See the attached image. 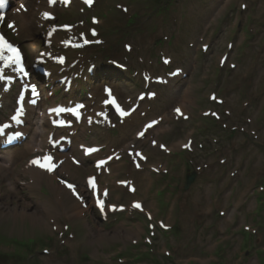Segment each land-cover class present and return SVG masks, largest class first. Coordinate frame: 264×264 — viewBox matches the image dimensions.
<instances>
[{
  "label": "rangeland",
  "instance_id": "obj_1",
  "mask_svg": "<svg viewBox=\"0 0 264 264\" xmlns=\"http://www.w3.org/2000/svg\"><path fill=\"white\" fill-rule=\"evenodd\" d=\"M155 5L166 9L152 12ZM242 5L245 10L241 9ZM95 9H98L97 15L104 17L100 29L111 40L113 49L109 56H94L102 69L93 71L96 74L91 79L94 87L111 81L117 90L128 96L134 95L146 85L140 78V72H148L150 76L162 74L159 56L174 54L177 60L184 59L181 66L189 77L175 79L176 83L173 81L166 89L154 87L160 95L157 101L152 102L155 109L151 117L168 116L174 106L182 105L186 86L191 87V99H187L185 104L197 116V120H200L198 110L205 107L218 109L214 104L208 105L207 101L204 106V98L213 91L228 100L227 106H222L220 112L224 109L233 112L230 117L222 113L219 121L211 119L207 127L206 123L199 125L192 120L164 119L160 130L167 131L155 132L158 134L156 138L168 142L173 151L166 155L158 148L149 149L150 163L170 166L169 183L172 189L165 186V177L148 169L141 174L134 173V177L141 180L143 195L151 212L168 225H174V220H171L174 217L179 223L176 225L178 237L173 231L157 232L152 239L156 255L162 258L164 249L170 250L168 264H173V260L177 264L180 260H183L181 264L192 261L196 264H264V204L258 205L259 200L264 201V192L253 195V188L254 191L258 190L255 180L264 182V0H99V4L87 14H93ZM112 22L117 23H114L116 30H112ZM87 24L90 25L89 22ZM32 29L30 35H35L37 30ZM27 39L29 42V36ZM34 39L35 48L27 47L31 53L38 49L39 40ZM230 42L233 48L227 49ZM29 43L32 46L31 41ZM123 43L132 49L127 58L131 61L130 66L126 64L128 73H121L104 63V57L112 60L124 58ZM205 43L209 44L207 52L201 49V44ZM92 53L93 50L87 56L84 53L79 64L84 65L92 60L89 57ZM224 53L229 55L228 61L224 68H219V58ZM74 55L75 58L78 56L73 53L71 59H74ZM230 62L237 63L234 72L229 70ZM131 70L134 73L138 71L136 77H130ZM11 99L9 95L5 101L6 107L11 106ZM249 117L254 119V123L247 130L256 131L259 138L254 140L250 134L235 133L236 148L231 150V155L239 160V165L230 163L227 168H221L218 160L226 154L215 151L219 148L217 144L225 141L232 125L244 126L245 119ZM223 124L227 126L226 129ZM133 132L134 129L128 128L126 139H130ZM210 132L216 134L217 144L204 140L205 136L213 137ZM188 137L194 139L199 164H210L211 167L203 170L202 181L198 183L205 186L193 184L185 191V172L187 168L189 171L193 169L187 162L194 160L195 154L181 153L173 145ZM199 143L204 145L203 149L198 148ZM23 165L22 162L11 166L12 173L7 177L16 183L15 188L9 185L7 178L0 185V254H3L0 264H122L117 257L131 260L138 254L148 260H131L129 263L150 264L149 260H152L156 264L159 258L150 255L148 247L142 245V239L148 234L144 215L137 214L132 218L119 216L117 220L102 222L92 211L71 219L57 214L53 217L57 231L52 229L47 213L38 219L23 215L20 209H27L26 213H31L36 208L40 212V207L48 206L51 203L48 199L54 197L48 191L46 181L36 189L21 183ZM233 171H237L235 179L242 175V180L234 181L236 183L229 188L231 177L228 174ZM75 173L77 181H80L81 171ZM206 176H209V183ZM173 180L176 181V188L172 185ZM249 181L256 186H247ZM158 191L163 192L166 199ZM63 204L66 206L68 202L63 201ZM212 207L224 209L227 214L218 218L214 210L210 218H205L196 213H208ZM65 225L68 226L67 230H64ZM60 232L63 233L61 237ZM7 238L10 239L8 243L5 242ZM29 240L33 241L30 248H23L26 253L19 245H11V241L27 243ZM61 240H66L67 246H60ZM134 240L137 244H133ZM43 247L54 254L42 256L40 251ZM246 249L248 253H245ZM126 250L129 255H120ZM27 256H32L29 263L26 262ZM186 257L190 258L184 263Z\"/></svg>",
  "mask_w": 264,
  "mask_h": 264
},
{
  "label": "bare ground",
  "instance_id": "obj_2",
  "mask_svg": "<svg viewBox=\"0 0 264 264\" xmlns=\"http://www.w3.org/2000/svg\"><path fill=\"white\" fill-rule=\"evenodd\" d=\"M19 24L21 26V28H26L28 27V20L26 19V17L24 16V14L19 15ZM185 92L182 95V99L184 100L182 103V109L187 111V106L185 104V101L187 99H191V87L190 86H186L185 88ZM179 98V96H178ZM174 115V114H172ZM169 118V116L166 117V119ZM159 125L156 129H160ZM42 128V127H41ZM43 141L42 139V134L40 133V131H35L33 132L27 142L25 143L26 145V149L22 150L21 152L26 154L25 152L28 150H30L32 147L40 144ZM27 151V152H28ZM16 154L14 152H12L11 150H8L7 152L3 153L2 156H0V173H1V169L3 168V166L5 165L6 162H16ZM5 170V169H4ZM7 172V171H6ZM24 173L26 175H29L31 179H33V184L31 185H37L36 183L39 182H43V180H47L49 185L51 186V190L55 193H57L59 195L58 198L54 199L55 202V208L52 205H48V206H43L40 207V212L39 210L36 211V208L34 209V211H32L31 213H26L27 209H20L19 212H21L23 215H28L30 217H34L35 219H38V217H42L43 214L47 213L48 216L53 212H59L62 211L64 214H67L68 216L74 217V216H80L81 213L84 212V209H82L79 205V203H77L75 201V199H73L68 191H66L63 187L60 186H56L53 184V180L54 178L52 176H46L43 173H40L36 170H33L31 168H26ZM9 185H12L13 188H15L17 185H15L16 183L12 182V181H8ZM30 185V184H28ZM62 200H69V205L65 206L62 202ZM16 210V209H15ZM22 210V211H21ZM17 215V213H15Z\"/></svg>",
  "mask_w": 264,
  "mask_h": 264
},
{
  "label": "snow or ice",
  "instance_id": "obj_3",
  "mask_svg": "<svg viewBox=\"0 0 264 264\" xmlns=\"http://www.w3.org/2000/svg\"><path fill=\"white\" fill-rule=\"evenodd\" d=\"M49 2L51 3V2H53V0H49ZM85 3L91 4L92 0H85ZM3 4H4V0H0V6H3ZM44 16L46 18H48L49 17V13H44ZM3 19H4L3 13H0V20H3ZM94 22H96L95 18H94ZM9 27L10 28L13 27V24L10 23ZM93 34H95V33L93 32ZM87 42L88 41H85V43H87ZM5 52L10 53V55H5L4 54ZM0 59L4 60L6 64L7 63L19 64V62H20V52L18 51V49H16L11 43H9L7 40H5L2 35H0ZM62 59L63 58H60L61 62H62ZM20 70L23 71L22 68ZM118 110H120L121 115H127V113H125L122 109H118ZM70 111H74V110L70 109ZM176 111L178 113L180 112L179 109H176ZM19 114H22V110H20V109H18V115ZM18 115L12 117V119L15 120L17 123L20 122L19 118H18ZM153 123H156V122L153 121ZM148 127H151V125H149ZM0 133H3V128H0ZM17 135H20V133H17ZM138 135L142 136V135H144V133L141 132ZM88 151H94V149H88ZM30 163L33 164V165H36L37 167L43 168V169H45V170H47L49 172L53 171L54 168L56 167L55 163L52 162V157L48 153H45L42 156L34 157L30 161ZM103 163H105V161H100L99 162V164H103ZM89 183H90V185L93 188H95V183H94L92 178L89 179ZM67 186L69 188H73L74 189V186L71 185V184H68ZM104 194L107 195V191H105ZM97 203L101 207L103 206V201L102 200H97ZM134 207L140 208L141 205L139 203H135Z\"/></svg>",
  "mask_w": 264,
  "mask_h": 264
},
{
  "label": "water",
  "instance_id": "obj_4",
  "mask_svg": "<svg viewBox=\"0 0 264 264\" xmlns=\"http://www.w3.org/2000/svg\"><path fill=\"white\" fill-rule=\"evenodd\" d=\"M191 179H192V177H191ZM190 182V180H188V182L187 183H189Z\"/></svg>",
  "mask_w": 264,
  "mask_h": 264
}]
</instances>
